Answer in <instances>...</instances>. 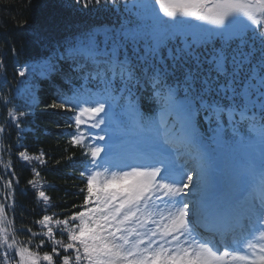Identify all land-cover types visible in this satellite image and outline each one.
Segmentation results:
<instances>
[{"label":"snow or ice","instance_id":"6c2138e0","mask_svg":"<svg viewBox=\"0 0 264 264\" xmlns=\"http://www.w3.org/2000/svg\"><path fill=\"white\" fill-rule=\"evenodd\" d=\"M75 2L122 5L128 14L118 27L80 32L39 71L62 73L70 86L71 95L58 91L49 107L71 114L69 144L87 158L79 189L86 194L72 205L80 210L35 221L41 230L28 228L21 246L6 215L19 183L11 172L0 194V264H53L58 248L73 250L74 264H264V0ZM144 94L158 105L148 119ZM18 95H27V107L37 103L31 89ZM0 102L12 103L3 94ZM31 114L8 108L0 137L14 126L19 140ZM223 152L244 161L228 184L218 176ZM44 157L18 152L26 166L44 165ZM28 184L45 212L54 207L38 180ZM37 237L34 247L47 239L51 253L30 250ZM61 264L73 259L64 255Z\"/></svg>","mask_w":264,"mask_h":264},{"label":"trees","instance_id":"16d2710c","mask_svg":"<svg viewBox=\"0 0 264 264\" xmlns=\"http://www.w3.org/2000/svg\"><path fill=\"white\" fill-rule=\"evenodd\" d=\"M125 13L122 5L110 3L92 4L84 8L75 0H0V61L4 64L0 71V94L8 96L12 101L8 105L0 102V124L8 120V108L16 107L32 113L22 125L25 130L19 140L14 126H8L3 137H0L2 193L6 191L3 181L12 179L11 172L15 173L19 181L17 185L16 180H13L15 204L14 209L6 210V215L13 221L16 238L21 246L31 236L27 232L28 228L33 232L41 230L35 221L43 215L55 212L63 218L72 211L80 210L73 209L72 205L83 204L86 190L84 193L79 191L85 187L80 171L87 158L82 155L81 149L69 144V133L73 131L67 127L71 122L70 114L65 115L63 111L49 107L58 91L70 94V86L65 83L64 74L54 72L50 80L37 78L30 81L36 88L35 95L39 102L37 106L27 107V100L18 95V89L26 79L18 76L17 69L29 62L44 59L54 61L56 54L74 36L91 28L117 27L125 21ZM61 66L67 73V64L61 62ZM139 105L144 116L151 115L158 108L147 94L142 96ZM18 144L23 147H18ZM25 150L29 155H38L43 151L47 163L40 165L33 161L26 166V162L18 158V152ZM69 155H74L73 161L66 159ZM57 160L60 161L59 164L56 163ZM9 161L11 171L4 168V164ZM33 167L40 172L39 177L33 176ZM34 178L42 185L39 190L50 197L54 206L47 212L44 211L45 206L38 197L37 189L28 184ZM56 237L60 238L59 234ZM39 242L40 238L37 237L27 246L41 257L46 252H52V244L47 239L42 247H34ZM58 251L59 256H53V264H61L64 255L72 256V253H65L61 248ZM18 259L17 257V261Z\"/></svg>","mask_w":264,"mask_h":264},{"label":"rangeland","instance_id":"374dc122","mask_svg":"<svg viewBox=\"0 0 264 264\" xmlns=\"http://www.w3.org/2000/svg\"><path fill=\"white\" fill-rule=\"evenodd\" d=\"M157 8H158V6H157ZM125 11L123 10V13H124ZM160 15H161V17H163V14L162 13H160ZM125 16H128V14L127 13H125ZM191 23H193V24H197V23H200V22H197V21H190ZM118 27V26H117ZM204 27H211V25H204ZM190 31V30H189ZM50 59H44V60H41V61H38V62H29V63H27V64H25V65H32V66H34L35 67V69H36V73L35 74H33V75H27L26 76V82L20 87V89H31V90H33L34 91V94H36V88H35V86H33V83L32 82H30V81H34L35 79H41V80H49V79H51V75L49 76V77H47V78H44V77H41L40 75H39V71H40V68H41V66L46 62V61H49ZM24 65V66H25ZM23 67V66H22ZM37 86V85H36ZM36 96V95H35ZM24 99H26L27 100V102H28V104H29V100H28V97H27V95H24V96H22ZM37 97V96H36ZM39 101L37 100V103H38ZM37 103L35 104V105H33V106H37ZM57 110H60V109H58L57 108ZM62 111V110H61ZM65 115H68V114H70V113H67V112H63ZM71 115V114H70ZM154 116V115H153ZM146 119H148V118H146ZM201 131H204V127H202L201 128ZM180 163H183V158H181V160L179 161ZM218 163H220L221 164V168L219 169V171H218V176H219V178H220V180H221V182L222 183H224V184H228L230 181H231V179H232V173H233V170L234 169H236V168H238V167H240L243 163H244V161H243V159L240 157V156H238V155H232V154H230V153H228V152H223L220 156H219V158H218ZM189 167H191V165H189ZM194 179H195V176H194ZM0 194H2V190H1V186H0ZM54 231H56L55 229H54ZM57 234H59L58 232H57ZM59 236H60V238H57V237H55L56 239H62L65 243H67V237H66V235L65 236H61L60 234H59ZM67 253H69V254H71L72 253V256H70L72 259H73V261H74V256H75V253H74V251L73 250H69ZM42 264H47V262L46 261H43L42 260Z\"/></svg>","mask_w":264,"mask_h":264},{"label":"water","instance_id":"95a60500","mask_svg":"<svg viewBox=\"0 0 264 264\" xmlns=\"http://www.w3.org/2000/svg\"><path fill=\"white\" fill-rule=\"evenodd\" d=\"M219 167V166H218Z\"/></svg>","mask_w":264,"mask_h":264}]
</instances>
